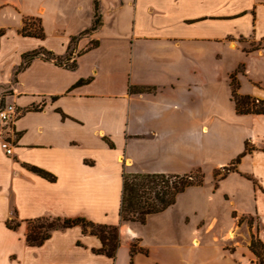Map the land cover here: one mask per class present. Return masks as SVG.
Returning a JSON list of instances; mask_svg holds the SVG:
<instances>
[{"label": "crops", "instance_id": "obj_1", "mask_svg": "<svg viewBox=\"0 0 264 264\" xmlns=\"http://www.w3.org/2000/svg\"><path fill=\"white\" fill-rule=\"evenodd\" d=\"M98 7L101 24L76 41L74 69L38 57L19 70L40 48L63 57L91 26L93 0H0V108H15L0 123V142L12 145L10 156L0 148V264H257L249 241H235L231 212L254 218L264 243V115L236 113L231 76L242 68L238 93L264 101V49L244 50L264 40V0ZM24 20L38 21L44 38L19 35ZM245 144L252 151L215 181ZM124 172L205 180L177 196L187 210L168 220L175 201L141 225L120 221ZM41 218L117 226L115 258L96 253L100 240L80 226L29 245L28 222Z\"/></svg>", "mask_w": 264, "mask_h": 264}, {"label": "trees", "instance_id": "obj_2", "mask_svg": "<svg viewBox=\"0 0 264 264\" xmlns=\"http://www.w3.org/2000/svg\"><path fill=\"white\" fill-rule=\"evenodd\" d=\"M101 24L98 0H93V21L91 26L81 32L75 37H72L67 47L66 54L63 57L55 56L43 48L27 52L22 55V63L19 70L26 68L29 62L34 58H42L46 61H52L57 66H64L67 69L75 68V60L73 58L74 46L76 41L83 35L95 31ZM4 31L0 30V37L3 36ZM22 37H33L43 39L44 33L38 21L24 20L23 27L19 31ZM93 46L95 43L92 44ZM85 80L78 81L74 87L87 83ZM150 88L135 89L136 92H149ZM231 100L237 114L246 115H264V101L257 100L248 95H240L238 93V84L231 76ZM109 147L113 145L107 141ZM251 148H246L244 152L236 158L231 167L223 168L224 174L222 178L229 171L234 170L236 164L246 153H250ZM29 170L38 176L53 182L55 178L35 167H29ZM219 174L216 172L215 176ZM202 174L200 172L184 174V175H165V174H136L124 172L122 180V194L119 208L120 221L124 223H138L144 225L146 218L149 215L158 214L175 204L176 198L183 193L187 188L192 186L202 185ZM73 226H80L83 233H89L96 236L100 242L101 247L96 250V253L105 255L108 258L114 259L117 249L120 244V237L117 226L99 225L88 222L84 219H47L41 218L28 222V229L26 234V242L31 246L41 245L49 238L51 231L57 229H66ZM9 229H16L17 223H6ZM256 243L252 242L250 250L257 258V264H264V259L259 257L256 249ZM137 251L136 246L132 245L130 248V256Z\"/></svg>", "mask_w": 264, "mask_h": 264}, {"label": "rangeland", "instance_id": "obj_3", "mask_svg": "<svg viewBox=\"0 0 264 264\" xmlns=\"http://www.w3.org/2000/svg\"><path fill=\"white\" fill-rule=\"evenodd\" d=\"M261 49H264V40H261L259 42H251L249 44H245V47H244V50L246 52L253 51V50H257L258 51V50H261ZM241 71H242V68H239L235 72V74L232 75V76H234V79H235L236 82H237V77H236L237 73H240ZM257 100H259V99H257ZM245 147L253 149L249 144H245ZM229 167H231V166H229ZM217 173L219 175L218 176L214 175V178H213L215 181H217L220 178V175L224 174V170L223 171H218ZM201 174H202V177H203L202 178V185H203L205 179H204L203 173H201ZM177 198L178 199L176 200V206L170 208L166 212L168 220H169V218L171 220L175 216H178V214H180L181 212L187 210L186 209L187 208V198H186V196H180V197H177ZM231 215L235 219V222L233 223V226L231 227V229H233L234 234H235V241L237 243H239V244H242V245L245 244L247 241H249V243H248L249 244V246H248L249 250H250L251 243L255 242L256 243L255 249H256L257 253L259 254V257L264 259V243L258 238V232L260 230L259 226H258V223H256L254 218H252V217L251 218L237 217L236 213L234 211L231 212ZM167 222H169V221H167ZM150 224L153 227L155 226V223H150ZM256 260H257V258H256Z\"/></svg>", "mask_w": 264, "mask_h": 264}, {"label": "built area", "instance_id": "obj_4", "mask_svg": "<svg viewBox=\"0 0 264 264\" xmlns=\"http://www.w3.org/2000/svg\"><path fill=\"white\" fill-rule=\"evenodd\" d=\"M14 112L15 108L13 105H6L0 108V123L10 122ZM0 148L7 156L12 155V145L7 140H1Z\"/></svg>", "mask_w": 264, "mask_h": 264}]
</instances>
